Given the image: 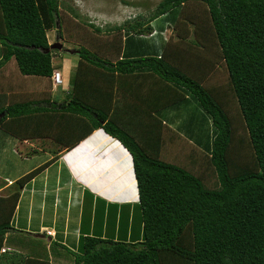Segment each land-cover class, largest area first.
<instances>
[{
	"label": "trees",
	"instance_id": "obj_1",
	"mask_svg": "<svg viewBox=\"0 0 264 264\" xmlns=\"http://www.w3.org/2000/svg\"><path fill=\"white\" fill-rule=\"evenodd\" d=\"M193 2L206 6L197 28L189 22L194 38L189 32L166 42L167 28L195 18L185 10ZM60 7V0H0V69L14 58L23 75L52 77L57 67L47 33L57 29L62 35ZM85 23L114 38L117 57L82 45L64 102L50 98L0 107V128L39 135L43 127L61 145L44 165L17 179L10 195H0V251L10 234H31L11 223L26 181L103 128L133 156L140 199L127 204L131 212L128 206L112 215L120 214L127 226L130 221L134 235L83 236L78 250L70 249L74 264H264V0H161L148 18L107 27ZM202 28L206 37L198 34ZM221 64L227 89L214 81L210 91L203 82ZM118 81L128 85L134 101L131 118L123 120L120 100L107 107L110 90L95 86ZM62 116L74 120L64 136L58 128ZM165 122L209 158L196 150L182 151V163L162 159L163 129L171 127ZM234 125L248 132L238 142L252 151L249 161L237 162ZM34 250L4 251L0 264H51Z\"/></svg>",
	"mask_w": 264,
	"mask_h": 264
},
{
	"label": "crops",
	"instance_id": "obj_2",
	"mask_svg": "<svg viewBox=\"0 0 264 264\" xmlns=\"http://www.w3.org/2000/svg\"><path fill=\"white\" fill-rule=\"evenodd\" d=\"M167 41L177 42L178 40L171 38L170 40L166 39ZM66 62L67 68L69 69V65H74V70L72 69L73 73L69 70L64 72V85L58 89L54 88L52 77L23 75L16 63L15 70L7 67L13 62L7 63L8 65L6 64L0 69V82L3 83H0V107L3 103L10 105L16 102L44 101L50 98L58 103L64 102L67 95L73 90L71 78L74 73H77L78 60L77 62L70 60ZM62 68L63 73L64 66ZM223 68L226 69L225 66ZM91 72V69H85V74L91 76ZM21 79L27 80V82H22ZM98 83L95 86L101 87L102 91L110 90L105 94L108 101L107 107H110L111 104L114 107L115 103H119L120 100L119 108L122 109L120 113L124 114L121 120L126 117L131 118L129 109L132 108L134 101L130 97L128 85H125L124 81L114 82L110 85L105 82ZM203 84L213 91L211 86H207L205 80ZM217 85L221 86V82H217ZM54 90L58 93L63 90L61 100L58 93L57 96L52 94ZM87 90L90 89L87 88ZM4 94L5 97H3ZM229 95L233 102L235 99L231 94H228L226 98L228 99ZM237 113L239 114V112ZM59 120H61L59 123H62L58 127L59 135L64 136L67 129L71 131L74 120L68 116L59 117ZM76 121L79 119L76 118ZM165 123L169 125L168 122ZM36 132L39 135L21 131L11 136L16 140L13 141L17 145L16 151L24 160L31 159L30 155H34L28 154L29 151H49L46 146L40 145H46V142L49 144L50 140L59 148L61 147L55 142L53 136L44 131L43 127ZM3 135L4 133L1 132L0 148H3L4 142L8 140L6 137L1 138ZM39 139L40 141L37 142L40 143L37 146L34 141ZM116 140L103 128H99L71 150H63L59 158L41 168L33 178L26 181L21 188L11 223L15 229L31 234H10V240L0 253L13 250L28 252L33 247L37 256L49 257L51 264H66L69 259L71 260L69 263L74 264V255L71 250H78L83 236L101 235L103 238L126 236L130 238L134 235L130 221H127L129 224L127 226L120 214L112 215L114 209L121 210L127 204L139 201L131 155L122 143ZM178 145L182 151L197 150L202 153L205 159L209 158L206 151L204 152L202 148L174 127L164 128L161 158L166 161L170 160L169 162L174 161L169 156L173 154L172 151H179L177 150ZM51 158L52 156L31 166L15 177L0 172V195H10L17 179L41 167ZM216 186H218L217 182L214 188Z\"/></svg>",
	"mask_w": 264,
	"mask_h": 264
},
{
	"label": "rangeland",
	"instance_id": "obj_3",
	"mask_svg": "<svg viewBox=\"0 0 264 264\" xmlns=\"http://www.w3.org/2000/svg\"><path fill=\"white\" fill-rule=\"evenodd\" d=\"M160 1L161 0H60L62 35L58 33L57 29H51L47 33L50 44L56 42L63 44L62 49H57V48L52 49L54 50L53 55H54L55 66L57 68H61V71L63 69L62 66H64L63 74L64 72L66 73V71L68 70L71 73H73L74 65H69V69H68L66 65L67 64L66 61L68 60H70L71 62L72 61L77 62V60L79 61V56L77 54L76 49H78L82 45L88 47L92 51H98L99 53H101L102 56L112 57L114 59V57H117L116 53H112L115 52L114 48H116L115 47L116 44L113 42L114 38L110 35L98 34L91 28V26L87 25L85 22H92L98 26L107 27L109 25L119 24L123 22L125 19L130 17L134 18V17L142 16V19L144 17L148 18L152 14V12L156 9ZM205 7L206 6L201 3L197 4L193 2L187 4L185 6V10L186 11L189 10L193 12L195 14L194 16L195 18L185 21L186 23L183 22V20L181 19L180 21L182 22L178 23L176 26L173 25L167 28L166 31L164 32L165 38L169 40L171 38L175 39L179 37V35L182 36L188 35L189 32H191L189 38H194V34L192 33L194 25L192 23L190 24L189 22L193 21L196 24V28H197L200 25L201 22L200 19H202L204 15ZM71 9H75V11L80 14V17H77L76 14ZM198 15L200 19H198ZM154 21L152 22V24L155 23ZM160 21L161 20L159 19L158 21H156L155 24L157 25L158 23H160ZM196 34L197 33H195V35ZM198 34L201 37H206L203 28L198 30ZM69 49H73L75 50V52L71 53ZM104 49H110V52L104 54L103 51H101ZM184 60L186 61L185 58ZM10 62H13V64L8 65ZM10 62H8L7 64L8 69L15 70L17 66V64L15 66L16 63L15 59L12 58ZM218 67L219 68L215 70V73L209 76L205 82L207 86L212 85L214 81L219 83L221 82L222 88L227 89L228 79H229L227 70L223 68V64H221V66L218 65ZM64 78L65 77H63L62 79L63 83L65 81ZM74 78H75V73L71 78V82L74 81ZM21 80L22 82L24 81L27 82V80H23V79ZM62 91L63 90H61L60 93H58L55 92L54 90L52 94H54V96H57L58 93V97L61 100L63 96ZM228 97L230 100L231 109L233 106L234 112H239V109L236 108L234 101L232 104L230 95ZM207 126L210 127L208 124ZM234 131H235V136L237 135V142L241 139L240 138L241 135L244 134L247 135L248 133L246 130L243 131L239 125H234ZM1 132L4 133V135L1 138L6 137L8 138V140L4 142L3 148H0V172L10 177H15L20 175L22 172H24L31 166L41 163L43 160L52 156L55 151L57 152L59 150V146L55 144L52 140H50L49 144L46 142L45 143L46 145H40L43 147L46 146L47 149H49V151H37V150L29 151L28 154H34V155H30L32 156L31 159L29 158L24 160L22 156L16 151L17 145L13 142L16 140H14V138L11 137L13 135L7 132L6 130L0 128V133ZM6 134L9 136H7ZM37 141H40V139L34 141L35 145L37 144V146H39L40 142ZM240 144L241 142L236 143V138H235L234 148L238 147L239 151H237V153L240 154L239 158L237 159V162L249 161L250 159H253L252 151H246V150L244 151V149L240 146ZM177 150L179 151H172L173 154L169 156L170 159L174 160L171 162L182 163L183 161H187L186 154L182 153V150L179 148V145ZM39 154L40 156H38ZM234 156L235 158H237L236 153L234 154ZM12 188H13L12 190H14L17 187L15 186V184H13ZM128 206L129 205L125 207L127 208ZM128 208L129 209L133 208V206L130 205ZM127 210L128 209H126V211ZM70 261L71 260L69 259L66 264H70L69 263Z\"/></svg>",
	"mask_w": 264,
	"mask_h": 264
},
{
	"label": "built area",
	"instance_id": "obj_4",
	"mask_svg": "<svg viewBox=\"0 0 264 264\" xmlns=\"http://www.w3.org/2000/svg\"><path fill=\"white\" fill-rule=\"evenodd\" d=\"M63 77L64 76H63L61 69L56 68L53 72V75H52L53 86L55 89H58L60 86L64 85V83L62 82Z\"/></svg>",
	"mask_w": 264,
	"mask_h": 264
},
{
	"label": "water",
	"instance_id": "obj_5",
	"mask_svg": "<svg viewBox=\"0 0 264 264\" xmlns=\"http://www.w3.org/2000/svg\"><path fill=\"white\" fill-rule=\"evenodd\" d=\"M62 47H63V44H61V43H53V44H51V46H50V49H54V48H57V49H62ZM69 51L71 52V53H74L75 52V50H73V49H69ZM77 51V50H76ZM116 141H120V140H116ZM123 145V144H122ZM124 146V145H123ZM124 148L127 150V151H129L125 146H124ZM130 153V152H129ZM130 155H131V159H132V164H134V160H133V156H132V154L130 153ZM133 171H134V175H135V170H134V166H133ZM135 178H136V176H135ZM137 189H138V186H137ZM138 199H140L139 198V196H138Z\"/></svg>",
	"mask_w": 264,
	"mask_h": 264
},
{
	"label": "clouds",
	"instance_id": "obj_6",
	"mask_svg": "<svg viewBox=\"0 0 264 264\" xmlns=\"http://www.w3.org/2000/svg\"><path fill=\"white\" fill-rule=\"evenodd\" d=\"M121 142V141H120ZM130 152V151H129ZM136 176V175H135ZM137 180V179H136ZM138 186V185H137Z\"/></svg>",
	"mask_w": 264,
	"mask_h": 264
}]
</instances>
